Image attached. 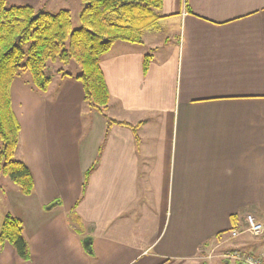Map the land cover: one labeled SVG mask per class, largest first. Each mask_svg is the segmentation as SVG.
<instances>
[{"label": "crops", "instance_id": "0c3cea01", "mask_svg": "<svg viewBox=\"0 0 264 264\" xmlns=\"http://www.w3.org/2000/svg\"><path fill=\"white\" fill-rule=\"evenodd\" d=\"M156 14L141 44L101 57L103 113L84 101L79 70L57 69L43 93L12 80L14 159L33 190L0 180V228L6 213L22 221L29 258L5 242L0 264H212L248 216L264 219V0H162ZM235 249L256 252L218 258L237 264L223 257Z\"/></svg>", "mask_w": 264, "mask_h": 264}, {"label": "trees", "instance_id": "16d2710c", "mask_svg": "<svg viewBox=\"0 0 264 264\" xmlns=\"http://www.w3.org/2000/svg\"><path fill=\"white\" fill-rule=\"evenodd\" d=\"M79 1L83 6L78 16L80 26L72 29L67 10L50 14L28 5L0 0V174L7 177L23 195L32 193L33 182L26 165L14 159L20 126L11 108L12 80L26 71L30 75L31 88L43 93L51 81V76L46 73L48 63L66 65L73 62L79 70L73 77L82 85L84 101L103 113L109 94L99 67L101 57L118 41L141 44L146 31L157 29L160 17L156 11L162 6V0ZM25 45L26 51L23 48ZM151 59L150 54L144 55L143 71ZM109 122L124 124L113 120ZM135 139L137 141V136ZM100 151L101 147L94 163L85 172L83 188L95 169ZM70 219L79 225V218L73 213ZM230 223L231 229L242 228L238 215L231 216ZM23 230L22 221L6 213L0 228V244L7 242L20 258L28 260ZM82 245L87 253L92 252L90 237L84 238Z\"/></svg>", "mask_w": 264, "mask_h": 264}, {"label": "rangeland", "instance_id": "374dc122", "mask_svg": "<svg viewBox=\"0 0 264 264\" xmlns=\"http://www.w3.org/2000/svg\"><path fill=\"white\" fill-rule=\"evenodd\" d=\"M20 1L22 2V4H19V5H28V6L33 7L35 10L47 12L50 14H55L60 10H67L69 11L70 16H71L72 29H76L80 26V21H79L78 16L83 6L79 0H20ZM150 34L151 32L149 33L147 32L145 35V39L147 41L149 40V37L151 36ZM171 39H173V37H171ZM23 48H24V51H26L27 45H25ZM57 69H61L65 73H72L74 69L78 71V66L73 62L69 63V65L68 64L65 65L60 62H54V63L49 62L46 67V73L51 76L53 73L56 72ZM20 76H22L25 79L30 80V75L26 71L21 72ZM89 112H91V114L94 113V111H89ZM87 115L88 113H86V116ZM0 178H1L0 180H4L2 181L3 184H6L8 187L17 188L15 185H13V183L7 177H4L3 179V177L0 176ZM1 186L3 185L0 182V187ZM5 208H6V202L2 201L1 196H0V212L2 213V211ZM257 221H259L264 227V219H257ZM232 246L245 248L246 250L252 249L253 251H256L255 253L257 255L262 254V252H264V231L263 233L257 236H253L249 233H243L238 238L227 240L221 245L219 249H217L218 251L215 253L216 255L212 257L210 262L212 264H224L223 260L218 258L217 253H220L222 249H226ZM227 264H234V263L230 261Z\"/></svg>", "mask_w": 264, "mask_h": 264}, {"label": "built area", "instance_id": "2783aa9c", "mask_svg": "<svg viewBox=\"0 0 264 264\" xmlns=\"http://www.w3.org/2000/svg\"><path fill=\"white\" fill-rule=\"evenodd\" d=\"M246 231L253 236H257L263 233L264 227L262 224L256 222L252 217L248 216L246 218ZM238 232V230H233L231 232L232 237L236 236ZM223 257L226 260H233L237 264H264V260L260 255L236 249L225 252Z\"/></svg>", "mask_w": 264, "mask_h": 264}]
</instances>
